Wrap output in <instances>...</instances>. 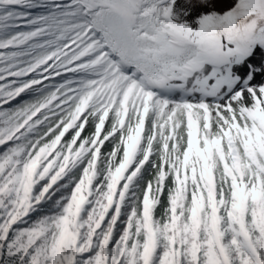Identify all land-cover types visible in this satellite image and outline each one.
Here are the masks:
<instances>
[{"label": "snow or ice", "instance_id": "1", "mask_svg": "<svg viewBox=\"0 0 264 264\" xmlns=\"http://www.w3.org/2000/svg\"><path fill=\"white\" fill-rule=\"evenodd\" d=\"M0 82V264H264V0H0Z\"/></svg>", "mask_w": 264, "mask_h": 264}, {"label": "rangeland", "instance_id": "2", "mask_svg": "<svg viewBox=\"0 0 264 264\" xmlns=\"http://www.w3.org/2000/svg\"><path fill=\"white\" fill-rule=\"evenodd\" d=\"M257 80H259V77H257Z\"/></svg>", "mask_w": 264, "mask_h": 264}, {"label": "trees", "instance_id": "3", "mask_svg": "<svg viewBox=\"0 0 264 264\" xmlns=\"http://www.w3.org/2000/svg\"><path fill=\"white\" fill-rule=\"evenodd\" d=\"M0 83H2V82H0Z\"/></svg>", "mask_w": 264, "mask_h": 264}]
</instances>
